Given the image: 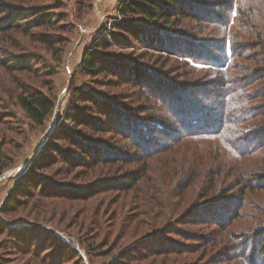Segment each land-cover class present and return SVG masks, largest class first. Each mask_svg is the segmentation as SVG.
<instances>
[{
  "label": "trees",
  "instance_id": "1",
  "mask_svg": "<svg viewBox=\"0 0 264 264\" xmlns=\"http://www.w3.org/2000/svg\"><path fill=\"white\" fill-rule=\"evenodd\" d=\"M31 1L35 0H0V68L13 77L9 100L15 101L35 126L43 128L57 105L52 80L57 73L47 65L46 57L22 51L25 45H33L49 54L56 65L60 64L68 41L50 34L67 29L58 27L62 20L54 19L48 5L21 8ZM231 1L235 18L227 22L222 18L210 22L208 16L189 9L185 0L121 1L116 9L118 18L112 21L110 29L105 28L93 39L78 68V74L90 75L93 85L105 90L92 94L75 85V76L72 78L70 104L22 174L24 178L14 194L2 204L1 215L16 216L37 193L41 198L70 202H90L94 196L117 193L129 205L141 195L151 194L154 199L159 195L154 212L158 219L163 214L159 212L165 210L161 205L165 195L178 200L183 212L196 208L210 210L226 203L230 208L227 214L197 219V224L211 233L196 235L198 243L191 250L201 243L205 251L211 246L217 248L229 237L241 250L238 259L244 260V264H264V0H250L246 7ZM90 4V0H81L78 11L82 14L89 10ZM189 20L198 24L185 25ZM106 33L121 51H110L113 43L106 40ZM175 37L184 41L177 42L175 48L168 46ZM132 43L144 50L122 51L124 45ZM184 45H191L194 50L182 51L180 46ZM16 50L21 54H14ZM147 50L175 57L178 71L171 73L158 65L163 61L148 54L143 56ZM146 64L158 68L157 77L149 74V80L145 81L149 71ZM39 69L44 70L47 80L40 81ZM18 75L30 76L35 85L24 83ZM117 85L136 88L127 97L133 99L132 105L129 99L113 93ZM152 134L168 135V139L151 145ZM104 136L107 138L102 147L99 139ZM110 139L117 147L108 148ZM59 144L66 145L68 150H61ZM96 148L101 150L97 153ZM197 156L201 166L196 164ZM152 157L165 159L162 184L154 180L157 172L149 162ZM180 158L182 162L178 165ZM9 163L0 147V175ZM54 167L58 171L52 173H63L66 179L90 182L103 175L106 179L80 194L58 190L52 193L43 184ZM37 178L42 179L38 184ZM198 179H206V185L193 189ZM159 186L163 187L160 191ZM196 192L192 202L188 200L185 204V197ZM40 202L38 209L44 206ZM146 208L147 205H138L133 212L137 216L128 215L127 229L139 223L147 226V216L142 213ZM86 216L84 212L83 218ZM24 219L18 218L17 224L26 222ZM95 220L100 223V218ZM94 225L95 222L90 229L97 234L98 225ZM26 231L24 227L12 230L0 221V238L5 236L0 241V251L6 250L7 254H11V249L25 251L28 240L20 233ZM218 233H226L220 242L215 236ZM95 242L92 240L94 247ZM136 247L122 248L111 264H135L146 254L134 255ZM172 253L170 248H154L147 251V256L178 258L177 253ZM33 255H40V250H34ZM215 258L211 264L225 259Z\"/></svg>",
  "mask_w": 264,
  "mask_h": 264
},
{
  "label": "rangeland",
  "instance_id": "2",
  "mask_svg": "<svg viewBox=\"0 0 264 264\" xmlns=\"http://www.w3.org/2000/svg\"><path fill=\"white\" fill-rule=\"evenodd\" d=\"M121 1L123 0H90L91 7L89 10L83 11L82 14L78 11L79 6H81L79 5L81 0H35L29 2V6L21 7H27L28 10L30 7L40 4L48 5V9L51 10L50 12H52L54 19L56 18L59 21L62 20L58 27H65L67 29L66 32L50 35L60 36L66 39L68 44L65 47L62 62L57 65L49 54L44 51L41 52L40 48H36L33 45H25L24 51H22H29L32 55L36 54L38 57H46L48 60L47 65L50 66L52 71L57 73L52 79L56 88L57 105L43 128L35 126L30 118L26 116L24 110L17 105L15 101L9 100L10 93L13 89L11 87L10 78L12 79L13 77L4 73L3 69L0 68V147L3 148L5 154L10 159L9 166L5 168L0 175V210L2 204L6 202L10 195L14 194L16 186L21 179L24 178L22 174L44 146L48 137L46 134L49 126L52 123H54L53 127L56 126L59 116L70 104L69 84L72 78L75 76V85L80 86L85 91H90L92 94L102 91L103 88H99L98 90L93 85L90 80V75L78 74V68L83 57V52L89 47L92 41H94L93 39L100 36V34L105 31V28L110 29L112 21H114L115 17L118 18L116 9ZM249 1L250 0H234V3L237 5H245L246 7ZM185 2H187V7L192 9L193 12L208 16L210 22H217L215 20L218 18H222V20L226 22L233 17L235 18V10H233L234 6L231 5V0H185ZM195 4L202 7V9L196 7ZM185 23L187 26L190 24H198L191 20ZM106 35V40L113 43V48H111L110 51L115 53L121 51L118 45H114V40H112L113 38L109 33H106ZM183 41L184 40L181 38L175 37V39L169 41L167 45L174 46L175 48L178 47L176 45L177 42L180 43ZM124 46L126 47L122 48L124 52L133 51L137 53L144 50L142 46H135L134 43L129 46ZM180 47H182V51L185 52H188L186 50H194L191 45ZM13 53L17 55L21 54V52L17 50ZM146 54L149 55L148 57L153 56L156 61H163L158 65L162 64V67L167 68L171 73L179 69V62L176 61L175 57H170L169 55L163 57V54L152 50L144 51L142 55L145 56ZM165 58H167V62L168 60L171 61L165 63ZM163 63L167 65L163 66ZM146 65L149 71L146 69L147 76L144 78L145 81L149 80L150 75L157 77L159 72H155V69L158 70V68L154 69V67H149V64ZM43 71V69H39L41 75L40 81L47 80ZM146 71L144 70L143 72ZM18 76L24 83L35 85L30 76ZM117 86V88L112 90L113 93H119L121 97L126 99H129L127 97H131L132 93L136 90V88L130 86ZM40 88L42 89V86ZM206 89L209 91L208 88ZM206 89H204V92ZM42 90L47 92L46 88ZM191 94L188 93V95ZM129 101L131 105L134 102L133 99H129ZM139 109L142 108L139 107ZM93 118L98 119L95 114H93ZM53 127L50 133L53 131ZM181 127L182 126H180V128ZM70 128H72V126H69V129ZM183 129L185 128H182V130ZM102 138L104 139H99V142L101 146L104 147L105 138L107 137L104 136ZM149 139L151 145H158L160 142H166L168 135H163L162 137L159 134H152ZM108 143L111 145L108 146L109 149H113L114 145L117 147V144H113L112 139H110ZM62 145L63 144L58 145L61 150H68L66 145ZM95 150L98 153L101 148H96ZM74 152L76 151L74 150ZM196 158V164L199 165L201 161L199 159L200 157L197 156ZM164 160L162 157H152L149 160V162H152L154 171L157 172V177L154 180H156L158 184H162L160 177L164 172L162 169ZM181 162L182 158L179 159L178 165ZM199 166H201V164ZM56 170L58 171L57 167H54L52 171L48 173V176L50 175L51 177H47L46 183L43 184V188L47 187L49 190L48 192L53 193L58 190V192L69 193V195L76 193L80 194L84 191H89L96 183H103L106 179L104 175L99 179H91L95 181L94 183L91 180L88 182L86 179H66V177L62 175L63 173H52ZM5 174L9 175L5 176ZM53 176L55 178H53ZM100 179L102 180L98 181ZM40 180L42 179H38L36 184L40 183ZM205 185L206 179L202 181L198 179V181L194 183L193 189L197 186L204 187ZM162 188V186H159V191L162 190ZM196 194L197 192L190 197L187 195L184 199L185 204L188 200L192 202ZM131 195L132 194L126 199H129ZM41 196L40 193H37L33 200L30 201L29 205L18 212L16 216L12 214L2 216L0 213V221L5 222L12 230L21 227L27 228V231L23 234L20 233V235L22 238L28 240V246L24 249L25 251L11 249V254H7L6 250L0 251V264H111V261L117 257V253L122 250V248L128 246L132 247L133 245L137 246L133 252L134 255L141 252L146 253L144 257L135 262V264H211L215 261L213 260L216 259L215 257L225 258L224 260L221 258V262H217L216 264L245 263L244 260L238 259L240 258L241 250L237 248V243L229 240V237L224 243H220L217 248L211 246L205 251L201 243L198 247L191 250V247L194 248V244L198 243L196 239L197 236L211 233L210 229L198 225L196 222L197 219L210 217L212 215L221 216L227 214L230 208L227 207L226 203L221 205L225 208L218 206L210 210L204 209L203 211L196 208L192 212H188L187 210L183 212V208L179 209L178 200L174 198L169 199L165 195L162 200L164 204H161L165 207V210L159 212L163 214L161 215L162 217L158 219L156 218L157 216L154 215V212L157 210V203L160 199L159 195L155 199L151 197V194L149 196L141 195L140 199L137 197L130 205L128 200L123 201L124 199L120 198L121 196H117V193L97 195L94 196L90 202L79 200L78 202H70L64 199L52 200L50 198H41ZM39 200L44 206L39 203V207H42L38 209L36 207ZM138 205H147V208L142 210V213L147 216V226L139 223V225L133 224L127 229L128 224L126 225V221L130 219L128 215L130 214L136 217L138 213H136L135 216L133 212L136 211ZM128 207L130 210H128ZM193 209L194 208L191 210ZM54 211H57V214H52ZM84 212L88 215L86 219L83 218ZM20 217L25 218L24 220H26V222L17 224L18 218ZM96 218H100V223H98V221L96 222ZM91 222H95V225H98L97 232L99 233L92 234L93 229H90L92 228ZM149 222H153L150 228H148ZM220 233L215 234V236H218V242L222 241L226 235V233L222 235ZM4 237L5 236L1 237L0 241H2ZM94 239L98 243L95 242L96 247H94L95 244L92 243ZM90 244H93V247H90ZM154 248L162 250H168L170 248L171 252H173L172 254L177 253L176 255L178 258L169 256L158 257L156 255L147 256V251ZM33 249L40 250V255L34 257Z\"/></svg>",
  "mask_w": 264,
  "mask_h": 264
},
{
  "label": "water",
  "instance_id": "3",
  "mask_svg": "<svg viewBox=\"0 0 264 264\" xmlns=\"http://www.w3.org/2000/svg\"><path fill=\"white\" fill-rule=\"evenodd\" d=\"M56 114H57V111H56ZM53 125H54V123H52L50 126H49V128H48V132H47V134H46V136H48L49 135V133H50V131H51V128L53 127ZM45 136V137H46ZM9 174H5V176H8Z\"/></svg>",
  "mask_w": 264,
  "mask_h": 264
}]
</instances>
